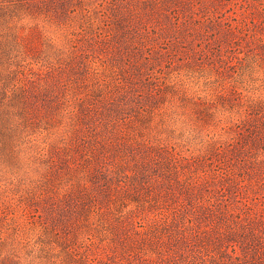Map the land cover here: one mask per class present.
Segmentation results:
<instances>
[{
	"label": "trees",
	"instance_id": "1",
	"mask_svg": "<svg viewBox=\"0 0 264 264\" xmlns=\"http://www.w3.org/2000/svg\"><path fill=\"white\" fill-rule=\"evenodd\" d=\"M68 1L74 0L61 2L66 6ZM27 3L16 0L12 6L22 10L23 19L30 15L24 10ZM223 3L105 0L104 6L110 7L99 10V18L86 7L87 26L82 29L94 51L76 55L84 56L82 68L89 77L94 73L102 79L95 71L98 65L117 77L107 90L88 88L96 93L84 94L76 108L79 112L80 104L90 111L88 115L104 117L97 118L95 128L99 146L94 147L99 153L80 150L75 154L61 144L62 158L74 161L68 165L73 180L66 186L59 184L63 178L56 176L57 169L44 183L29 188L32 205L61 199L68 194L65 188L75 186V193L69 194L82 204L79 223L84 233L61 237L55 229L53 234L64 242L62 249L73 261L80 260L78 264H124L125 255L141 257L148 264L264 263V83H260L264 79V2L251 12V22L221 9ZM76 9L66 8L64 20L52 23L67 29ZM241 9L250 15L251 9ZM12 53L9 43L0 46V128L24 138L26 132L40 129L35 124L42 119L46 129L52 122L63 126L64 112L73 98L43 84L42 77L51 68L44 72L39 63L48 60L31 57L25 49ZM206 58L217 67L221 63L226 76H210L213 84L204 90L207 99L199 96L206 126L201 132H190L175 124L182 116L167 97L179 92L173 90L176 81L163 74L165 67ZM187 91L180 101L199 105ZM54 93L60 94L50 101L51 116L35 117L34 102L51 100ZM94 97L95 102L90 100ZM183 141L196 150L192 154L179 151ZM197 147L201 156L195 155ZM133 157L136 160L131 161ZM100 194L105 197L101 202ZM33 205L27 211L32 213L29 229L33 232V223L41 226L35 232L39 242L25 233L26 223L19 221L18 213L4 212L0 264H69L53 256L60 248L55 241L41 240L50 227L38 204ZM131 214L138 218L137 228L131 229L126 221ZM114 228L117 233L112 232ZM114 236H120L118 244ZM105 244L114 249L111 261L100 260Z\"/></svg>",
	"mask_w": 264,
	"mask_h": 264
},
{
	"label": "rangeland",
	"instance_id": "2",
	"mask_svg": "<svg viewBox=\"0 0 264 264\" xmlns=\"http://www.w3.org/2000/svg\"><path fill=\"white\" fill-rule=\"evenodd\" d=\"M15 1L16 0H0V46L9 43V48H12V55H17L19 49H25L31 57L39 58L41 56L45 58V60H48L47 62L44 61L42 64L41 62L39 63L44 72H46L45 69L51 68V70L42 77L43 84L45 87H51L52 90L67 94L68 97L73 98L71 99L73 101L70 102L72 106L64 112L66 119L63 126L57 127L58 125L52 122L54 125L46 129L44 126H47V123L42 119L35 124L40 129L26 132L29 134L24 138L21 137L22 134L15 136L14 131L4 132V128H0V228L6 227V225L3 224L4 212L7 211L11 214L13 212L14 214L18 213L17 216L19 221L24 224L26 223L25 233H28L29 236L31 235L35 238L36 242H39L35 232L37 228L41 230V226L39 224L37 225V223H33L31 225V228H34L32 232L31 229H29L32 213L27 212L33 208V204H38L39 212H41L44 217L43 221L48 224V228L50 227L49 233H47L45 237H42L41 240L47 244L55 241V244L60 246L58 253L54 255L51 254V259L52 255H58L59 261L62 259L66 260L65 262H69V264H78L80 260L73 261V258L64 251L65 249H62L61 244L65 245L64 242L60 240L58 235L54 236L53 234L54 230L58 229V234L61 232V237L69 232L76 238L80 235L79 233L82 232V229H84V227H82L83 224L79 223L81 220L82 204L79 202L76 204V201L72 198V194H69L75 193L73 192L75 186H71L69 189L65 188L69 190L67 191L68 194L61 199L59 198L56 201L52 200L55 203L57 202V205L50 203L52 202L50 200L31 203L32 205H29L31 202L30 200H32L29 188L35 185V183H44L47 176L50 173L53 175V172L57 169L58 174L56 176L63 178L59 180V184L66 186L67 183L73 180V175L69 174L68 165L70 162L73 163L74 161L72 158L69 160L62 158L65 150L62 149L63 146L59 147L61 144L67 147L66 150L75 154L80 150L83 152L94 150L96 154L99 153V148L94 147L99 146L96 144L95 130L97 129L95 128L97 118L104 117L102 115H95L94 113L93 116L88 115L90 111L87 112L83 110L80 104L78 105L80 108L79 112H77L76 108L77 104L80 103L79 99L82 98L84 94L96 93L93 90V92H90L88 88L95 89V86H103L102 89H106V87L109 86L111 88L117 77L113 76L112 71L108 68L104 69V65H98L95 70L97 74L101 75L102 79L97 78L98 75L94 73L90 74L89 77L88 74L86 75V70L82 68L84 56H78L76 52L86 53L94 51V49L90 47V43H88L89 40L86 37V32L84 33L82 29L84 25L87 26L86 13L88 12H86V7H88V10L90 9L92 11L94 18H99V12L101 11L102 13L103 10L106 11L107 5L104 6L103 4L105 0H81V3L79 2L80 0H74L73 2L71 1V3L68 1L66 6L61 2L63 0H26L28 3L25 4L24 7L26 9L24 10L30 15H23L26 17L23 19L22 10L17 11L12 7L15 5L13 4ZM261 2H264V0H224L220 8L227 11L229 10V13L232 14L233 17H236L235 15L237 13L240 20L247 18L246 20L251 22V12L256 11L257 8L261 6ZM109 7L110 6L107 8ZM66 8L77 9L76 12L73 13L74 15L71 16V19H73L71 26L67 29H63V27L53 24L52 20L55 22L63 21ZM241 8L251 9L250 15L249 12L245 13ZM245 23L247 24V21ZM16 35L20 37L19 40ZM16 41L23 42L25 47L22 44L19 45ZM90 41L95 43V41ZM98 52H101V50H97V53ZM186 57L187 56H185L183 60H181V57L180 60L184 62L187 60ZM209 59H200L202 62L190 59L186 63H179L176 64V66H171V68L165 67L166 73L165 75L163 74L168 80L174 79L176 81V87H173V90L176 88L179 92V95L177 94L176 96L174 92L169 93L167 97L170 102L174 101L176 112L181 113L179 116H182L181 120L178 122L175 121V124L187 127L190 132H201L202 125L204 128L206 126L205 122L207 118L199 112L202 108V104H204L199 96L204 100L207 99L206 96L208 95L204 90L209 91L210 85L213 84V77L210 76H217V74L220 78L226 76V69L222 67V64L220 63L217 67L215 61H213V63L211 61L213 59ZM204 69L205 71H203ZM260 83L263 84L264 79ZM227 86L231 87V84H227ZM185 90H188L187 92L196 96L194 100L197 99L200 101V104L186 106L185 103L181 102L179 97H181ZM171 91L172 89H168V92ZM50 92L53 93V91ZM54 94L55 97L51 100L49 97H46L42 101L38 100L34 102V107L36 109L35 117L40 118V114H42L43 117L51 116L52 109L49 108L50 101L57 100V96L59 95L57 93ZM95 98L96 97L91 98L90 100ZM96 100L97 99L93 101L95 102ZM201 112H203V110ZM53 116L56 115L53 114ZM41 125L43 127H41ZM13 137L14 139H12ZM180 143L182 150H178L185 154H192V152L196 150L187 142L183 141ZM198 149L197 147V151ZM195 155L201 156L202 154L198 151ZM134 160H136V157L131 159V161ZM82 169H84V167H82ZM99 198V202H101L105 197L100 194ZM22 208L27 213H25ZM21 213H25L23 218L20 216ZM131 216H133V214L129 215L126 221L131 229L137 228L135 225H138V218L135 216L131 218ZM41 221L37 219V222ZM22 228H24V226ZM22 231L24 230L22 229ZM112 232L117 233V230L114 228ZM83 233L84 231L81 235ZM119 239L120 236H116L114 242L118 244ZM113 250L114 249L110 248L108 244H105L101 255L99 254L100 260H113L115 257ZM123 260L124 264H148L138 256L129 258V256L125 255ZM48 263L52 264L49 261ZM257 264L264 263L260 262Z\"/></svg>",
	"mask_w": 264,
	"mask_h": 264
}]
</instances>
